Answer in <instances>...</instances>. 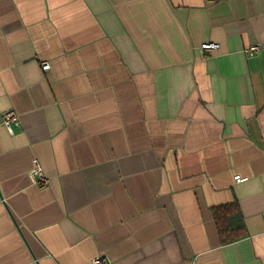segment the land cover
Here are the masks:
<instances>
[{
    "label": "crops",
    "instance_id": "crops-1",
    "mask_svg": "<svg viewBox=\"0 0 264 264\" xmlns=\"http://www.w3.org/2000/svg\"><path fill=\"white\" fill-rule=\"evenodd\" d=\"M253 43L264 0H0V264H264Z\"/></svg>",
    "mask_w": 264,
    "mask_h": 264
},
{
    "label": "built area",
    "instance_id": "built-area-1",
    "mask_svg": "<svg viewBox=\"0 0 264 264\" xmlns=\"http://www.w3.org/2000/svg\"><path fill=\"white\" fill-rule=\"evenodd\" d=\"M219 48V43L213 42V41H205L200 43L198 46V50L200 54H204V52H210L213 50H217ZM243 53L247 56L254 55L255 53L264 52V43H253L246 45L242 49ZM48 62H43L41 67L42 69H48L49 68ZM3 125L6 127V129L9 132L13 131V128L19 124V117L18 113L12 109L8 108L2 112L1 117ZM29 175L34 183H36L38 186H43L47 183V177L44 173L43 167L39 161L38 158L34 157L32 159V165L29 171ZM245 178L241 177L240 175H235L234 180L236 182H241ZM109 260L107 258L96 256L92 259L91 264H108Z\"/></svg>",
    "mask_w": 264,
    "mask_h": 264
}]
</instances>
